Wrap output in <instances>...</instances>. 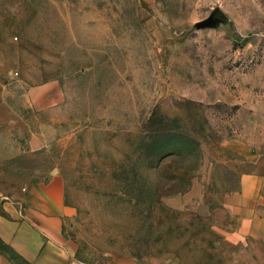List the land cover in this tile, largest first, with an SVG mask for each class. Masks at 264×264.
<instances>
[{"label": "rangeland", "instance_id": "374dc122", "mask_svg": "<svg viewBox=\"0 0 264 264\" xmlns=\"http://www.w3.org/2000/svg\"><path fill=\"white\" fill-rule=\"evenodd\" d=\"M0 87V194L60 173L82 260L264 264L206 219L264 158V0H0ZM158 128L177 136L146 150Z\"/></svg>", "mask_w": 264, "mask_h": 264}, {"label": "crops", "instance_id": "0c3cea01", "mask_svg": "<svg viewBox=\"0 0 264 264\" xmlns=\"http://www.w3.org/2000/svg\"><path fill=\"white\" fill-rule=\"evenodd\" d=\"M46 89L35 91L46 94ZM23 99L29 107H42L43 97H34L32 91ZM12 113L9 96L0 87V138L11 134L4 127ZM259 162L242 172L236 188L220 196L216 211L206 215L208 221H213L212 228L219 240L228 245L247 247L250 243H264V158ZM17 174L21 177L16 180L23 185L10 194H0L4 195L0 238L25 264H176L158 258L140 259L128 253L111 254L98 263L82 260L70 233L76 210L67 203L62 175L38 171ZM0 264L16 263L0 254Z\"/></svg>", "mask_w": 264, "mask_h": 264}, {"label": "trees", "instance_id": "16d2710c", "mask_svg": "<svg viewBox=\"0 0 264 264\" xmlns=\"http://www.w3.org/2000/svg\"><path fill=\"white\" fill-rule=\"evenodd\" d=\"M159 136H160V139H159ZM176 136H177V134L175 133V130L173 128H168V129H160V128H158L156 130L155 137L151 138V141L148 144L145 145V149L150 151L152 148L156 147L160 141H165V140H168L169 138H175ZM168 141H170V140H168ZM178 147H179L178 143H175L173 145L170 144L168 147L162 146L160 151L163 154H160V158L168 155V153H171L173 150L177 149ZM182 150H185L187 152H192V150L187 145H186V148H184ZM149 151L147 152L148 157H149V154H150Z\"/></svg>", "mask_w": 264, "mask_h": 264}, {"label": "water", "instance_id": "95a60500", "mask_svg": "<svg viewBox=\"0 0 264 264\" xmlns=\"http://www.w3.org/2000/svg\"><path fill=\"white\" fill-rule=\"evenodd\" d=\"M209 22H210V21L207 20V21H204V22L198 23V24H196V28H198V29L203 28V27L207 26V25L209 24Z\"/></svg>", "mask_w": 264, "mask_h": 264}]
</instances>
